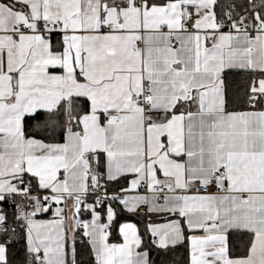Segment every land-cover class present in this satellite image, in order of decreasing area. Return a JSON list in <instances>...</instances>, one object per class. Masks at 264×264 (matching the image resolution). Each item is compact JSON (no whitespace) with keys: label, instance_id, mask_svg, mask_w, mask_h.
<instances>
[{"label":"snow or ice","instance_id":"snow-or-ice-1","mask_svg":"<svg viewBox=\"0 0 264 264\" xmlns=\"http://www.w3.org/2000/svg\"><path fill=\"white\" fill-rule=\"evenodd\" d=\"M0 264H264V0H0Z\"/></svg>","mask_w":264,"mask_h":264},{"label":"trees","instance_id":"trees-1","mask_svg":"<svg viewBox=\"0 0 264 264\" xmlns=\"http://www.w3.org/2000/svg\"><path fill=\"white\" fill-rule=\"evenodd\" d=\"M121 222H123V221H121ZM135 222V221H134ZM181 252H182V250H181ZM177 259L179 260V259H181V254H178L177 255Z\"/></svg>","mask_w":264,"mask_h":264},{"label":"crops","instance_id":"crops-1","mask_svg":"<svg viewBox=\"0 0 264 264\" xmlns=\"http://www.w3.org/2000/svg\"><path fill=\"white\" fill-rule=\"evenodd\" d=\"M44 218H47V217H44ZM134 222V221H133Z\"/></svg>","mask_w":264,"mask_h":264}]
</instances>
